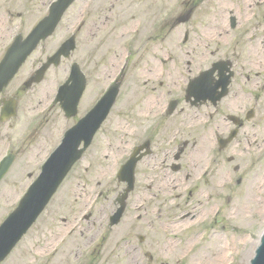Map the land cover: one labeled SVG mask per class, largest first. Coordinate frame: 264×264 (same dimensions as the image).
I'll return each instance as SVG.
<instances>
[{"label": "rangeland", "instance_id": "rangeland-1", "mask_svg": "<svg viewBox=\"0 0 264 264\" xmlns=\"http://www.w3.org/2000/svg\"><path fill=\"white\" fill-rule=\"evenodd\" d=\"M201 3H203L202 10L198 9L192 13L189 20L176 23L173 26L170 25L168 28L173 33H176L177 29L189 30L191 40L189 45L194 41H196L197 46L202 43L200 37L202 33L204 34V30L200 31L199 28L203 27L205 23L211 26L213 21L222 14V7L217 3V0H202ZM239 4L242 7L236 10V14H239L243 20L247 17L250 18L252 13L259 9L261 10V7H257L254 2L248 7ZM166 7L167 5L164 4L160 8ZM245 9L247 10L246 14ZM263 13L264 11L261 14ZM179 15L176 13L173 17L177 18ZM65 19L64 22L71 19L69 14L66 15ZM255 29V35H259L258 39L261 43L264 42L262 41L264 39V19L259 22ZM251 30L252 27L246 29L247 32H251ZM154 32L155 28L147 27L142 40L138 43L136 53L139 56L141 54V59L138 63V58H135V63L129 66L120 100L115 104L107 120L95 136V144L89 148L81 162L74 167L62 183L43 214L24 236L17 249L1 264H79L81 262L102 264L95 258H87L85 253L93 248L94 244L91 241L101 228L100 220L104 215L101 210L105 209L124 187L122 183L119 184L112 179L109 185L107 179L108 177H116V172L124 160L123 155L129 150L128 146H133L138 140L139 120L136 111L138 113L139 110H143L145 97L138 86L136 73H140L138 69L146 65L144 51L154 41V39L150 41L152 34L155 36ZM117 46L116 43V47L112 48L111 51L101 52L98 50L81 51L79 49L70 59L64 60L58 67H51L47 72L41 85H48L47 91L50 88L53 91L56 81L66 78L68 63L70 64L71 60H77L90 75L88 90L81 101L77 117L67 118L60 108H54L51 117L43 128H40L39 135L29 140L27 142L29 145L21 151L22 156L13 166L12 173L0 183V224L25 194L29 184L35 180L40 171V165L45 159V154L61 140L64 128L72 126L77 118L82 117L86 110L91 108L92 102L91 105L86 106L93 97L99 98L101 94L99 85L108 82L119 72L123 64L122 56L124 53L121 47L117 48ZM210 48L218 50L216 45H211ZM155 52L164 57L173 55L176 60L181 61L182 65L185 60L191 57L187 51H181L177 45L175 46L174 37L162 41V47ZM41 56L42 50L38 49L32 55L25 69L30 68L31 63H36ZM150 60L153 58L148 59L149 62ZM137 63L141 67H136ZM155 64L159 65L158 62ZM255 73V86L246 73L244 76L235 79V85L240 88V85L250 83L253 90L262 89L264 96V68L256 67ZM174 74L179 75V71L173 70L164 78L159 79V82L164 80L161 83L163 92L166 93L164 91L166 88L169 90ZM108 78L109 80H107ZM146 83L145 80L140 87H144ZM37 89L32 91L31 98ZM37 95L38 100H41L40 102L35 100L31 106V100H29V113L26 114L28 121L34 118L32 115L35 111L34 108L44 106L50 98V96L47 98L46 95L42 97L39 92ZM155 99L152 97V100ZM26 100H28V96H26ZM249 102V100L246 101V103ZM157 109L158 104L156 108L149 109L153 111L150 114L151 119L155 117ZM224 109L227 110L226 102ZM183 120L182 113L177 111L168 121L163 122V127H160L162 129L155 137L158 143L155 149L159 150L160 153L155 161L158 160L156 168L150 169L146 165L152 162V158H144L136 171L137 191L153 186V191L156 193V197L153 198L156 203L155 209L152 210L150 207V211L142 210L139 211V214L144 217L149 215L150 218L155 219L157 221L155 234L158 236L169 234V239L175 247L173 254L168 257H160L162 259L154 264H248L249 255L255 252L264 229V128H243L237 139L225 149L222 155H217L218 166L214 167L216 181L210 185L204 183L197 185V180L194 178L195 170H201L204 166L202 163L196 168L197 161L204 159L207 162L212 158V154L218 146L216 136L219 132L217 130L203 131L202 128L189 129L188 124L192 121ZM186 128H188L187 133ZM120 142L122 144L119 147L118 143ZM184 142H187V145H184ZM180 148H183L182 156H186L185 168L177 175H173L169 170L160 169L162 152L166 149L167 155L171 153L174 155ZM197 148L202 151L200 156L197 154L194 157ZM147 167L148 169H146ZM217 168L229 172L227 180L208 191L218 181ZM145 171H148L149 178L144 176ZM236 174L240 183L234 179V182L229 185L228 181ZM170 183H176L177 188L172 186L170 187L172 191L168 190L167 186ZM99 188L107 190V200L102 197L98 207L91 209V199ZM165 192L170 193L169 199H173L174 208L162 204L163 199L167 197ZM249 193L251 199L246 200L247 202L243 201V197ZM217 205L223 206L217 216L218 221L216 220L217 217L213 215H205L210 212V209L214 210ZM233 209L235 212L232 211ZM87 210H91L93 213L88 220H84L83 214ZM186 213H191L193 216L184 218L183 215ZM95 215L97 222L94 219ZM182 220L183 222H181ZM75 222L79 225L72 230V225ZM133 226V224L127 223L121 229L115 228L114 232L118 230L127 231ZM65 234L71 235L64 237V241L67 243L63 245L54 260H48L47 251ZM175 235L180 236V238L176 239ZM247 249L248 251H246ZM224 250L228 253L225 262L221 258ZM123 256L125 258L123 264H128V255L124 253ZM140 258H142L141 255Z\"/></svg>", "mask_w": 264, "mask_h": 264}, {"label": "flooded vegetation", "instance_id": "flooded-vegetation-1", "mask_svg": "<svg viewBox=\"0 0 264 264\" xmlns=\"http://www.w3.org/2000/svg\"><path fill=\"white\" fill-rule=\"evenodd\" d=\"M35 2L36 0H0V56L15 36V28H10V25L7 24V12L13 19L26 21L23 19L24 12L29 10L34 12L37 6L34 4ZM77 2L79 10L82 11L81 15L87 17V22H82L79 26L80 37L84 43H87L90 51L98 50L99 52L115 48L116 43L117 48H120L127 34L136 33L139 35L142 31L143 21L141 13L157 17L168 14L169 6L175 4L173 0H77ZM246 2H248L247 7L254 2L257 7H261V10L259 9L252 13L250 18L247 17L243 20L239 14H236V10L242 7L239 3L244 5ZM217 3L222 7V14L217 17V20L227 26L226 32L222 34L219 29L213 27L217 24L214 21L211 26L205 23L203 27H200L201 29L199 28L200 31L204 30V34L202 33L200 37L202 43L198 46L196 41L191 45L188 44L186 51L191 57L178 67L177 70L181 71H179V75H174L169 94L178 100H187L188 96H191L190 100L192 101L197 96L209 98L223 91L222 84L226 82V95L216 106L207 104L206 109L209 108L216 113L225 112L228 117L230 115L239 116V107L244 100L251 99L257 102L264 100L262 89L253 90L250 83L240 85V88L235 85V79L246 73L255 86V68H264V42L261 43L258 39L259 35H255V28L264 19V13L261 14L264 11V0H217ZM164 4L167 7L160 8ZM224 5L231 6L233 11L223 15ZM244 11L246 14L247 10ZM230 14L231 16L228 17ZM221 17L226 20L222 22ZM251 27V32H247L246 29ZM210 28L215 31V37H208L207 32L210 31ZM187 32L190 34L189 30ZM169 33L171 34V32ZM166 36L165 26L162 39H165ZM155 39H159V33L156 34ZM211 45H216L218 50H212ZM216 65L218 67L214 69ZM146 71L150 77L154 75L152 67L147 68ZM203 72L207 73L203 83L200 86L190 87L192 80ZM180 76L182 77L180 78ZM22 89L27 90L23 82L15 86L14 81H11L1 94L0 99L19 97ZM225 102L227 110L224 109ZM186 104L190 106V103ZM259 106V109L262 110L263 106L260 104ZM1 108L2 104L0 103V110ZM225 120L224 124H220L221 128L237 126L226 117ZM243 125L241 123L238 128H243Z\"/></svg>", "mask_w": 264, "mask_h": 264}, {"label": "water", "instance_id": "water-1", "mask_svg": "<svg viewBox=\"0 0 264 264\" xmlns=\"http://www.w3.org/2000/svg\"><path fill=\"white\" fill-rule=\"evenodd\" d=\"M11 58L9 61H12ZM19 59H13L12 66H2L0 68V88L13 76L14 72L17 71V64ZM82 75V74H81ZM78 74L77 78L79 80H83V76ZM84 89V85L82 83L81 87L77 91H74L72 95L74 99V104L77 105L78 99L81 95L82 90ZM113 98L110 97L107 99L106 104H100L98 108L93 111L90 115H88L83 121H81L82 125L78 126V128H85L84 132L87 143L90 141L92 135L95 130L99 127L100 123L106 117L110 106L112 104ZM77 128V127H76ZM80 132L77 135H71L70 139L75 143L81 141L78 139ZM57 160V159H56ZM52 161L50 163V172L52 175V181L54 184L51 185V188L45 191V193H41L42 185H38V187L32 191L31 194H28L25 202L22 206L16 211L14 216L12 215L8 220L6 225H3L0 229V244L3 246L0 250V260H2L5 255L11 250L13 245L18 241L22 233L29 227V225L35 220L38 214L41 212L43 207L49 201L51 194L57 188V183L61 182L64 176L69 169V164H62L61 160ZM252 264H264V236L262 239V244L257 251L256 257L252 260Z\"/></svg>", "mask_w": 264, "mask_h": 264}, {"label": "bare ground", "instance_id": "bare-ground-1", "mask_svg": "<svg viewBox=\"0 0 264 264\" xmlns=\"http://www.w3.org/2000/svg\"><path fill=\"white\" fill-rule=\"evenodd\" d=\"M247 3L248 2H246V4H244V6L245 7H247ZM229 11H233V9H232V7L231 6H229V5H224V10H223V15H227V13L229 12ZM220 20H222V22H224V20H226V18H220ZM214 23H217V24H215L213 27H215V28H217V29H219L220 31H221V33L222 34H224L225 32H226V30H227V26H225L224 24H222L219 20H217V19H215L214 20ZM207 34H208V37L209 38H212V37H215L216 35H215V31H212V28H210V31L209 32H207ZM215 35V36H214ZM222 40V39H221ZM154 70H155V67L153 68ZM197 152H200V149L199 148H197V150H196ZM197 152H195L196 154H197ZM204 164V166L201 168V170L200 169H197V172L198 171H206V170H208L209 169V164L203 159H201V161L200 162H198L197 164V166L196 167H198V166H200L201 164ZM211 177V176H210ZM209 177V178H210ZM227 177H228V174L226 173V172H221V173H219V178H218V181L216 182V184L214 185V186H212L210 189H208V191H210V190H212V189H214L215 188V186L216 185H220V184H222V183H224L226 180H227ZM212 182H213V179H211L210 180V184H212ZM251 195H250V193L249 194H247V195H245L243 198V201H246V200H250L251 198ZM247 202V201H246ZM247 205V204H246ZM244 207H247V206H244ZM210 211L212 212V209H210ZM232 211H234L235 212V210L233 209ZM222 247V246H221ZM221 249V248H220ZM246 251H248V249L246 250ZM252 255H253V253L251 254V255H249V259L252 257ZM227 257H228V253H226V251L224 250V252H223V255L221 256V258H223V262H225L226 260H227ZM131 261V260H130ZM131 264H132V261H131Z\"/></svg>", "mask_w": 264, "mask_h": 264}]
</instances>
